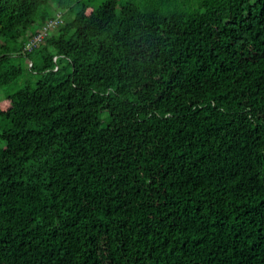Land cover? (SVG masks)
Returning <instances> with one entry per match:
<instances>
[{
    "label": "trees",
    "instance_id": "16d2710c",
    "mask_svg": "<svg viewBox=\"0 0 264 264\" xmlns=\"http://www.w3.org/2000/svg\"><path fill=\"white\" fill-rule=\"evenodd\" d=\"M0 0V264H264V0ZM61 13L39 47L25 43Z\"/></svg>",
    "mask_w": 264,
    "mask_h": 264
},
{
    "label": "rangeland",
    "instance_id": "374dc122",
    "mask_svg": "<svg viewBox=\"0 0 264 264\" xmlns=\"http://www.w3.org/2000/svg\"><path fill=\"white\" fill-rule=\"evenodd\" d=\"M101 2H102V0H92L90 3L93 6H97ZM55 10H56L55 1L54 0H48L47 5H44L38 9V13H41L43 11H46L48 13H52ZM0 45H2V42H0ZM15 64H18L22 67L23 75L21 76L20 79L10 83L7 86L0 88V101L2 99H4L6 96L15 93L17 90H19L20 88H22L26 84L34 86L35 81L37 80V77L30 72V68H29L30 66H29L27 60H20V61H17ZM1 124H2V121L0 120V125ZM3 145H4V143L0 140V147H2Z\"/></svg>",
    "mask_w": 264,
    "mask_h": 264
},
{
    "label": "built area",
    "instance_id": "2783aa9c",
    "mask_svg": "<svg viewBox=\"0 0 264 264\" xmlns=\"http://www.w3.org/2000/svg\"><path fill=\"white\" fill-rule=\"evenodd\" d=\"M60 23H62L61 13L57 12L54 18L44 23L40 31L25 43L24 50L31 51L39 47L50 31L55 29Z\"/></svg>",
    "mask_w": 264,
    "mask_h": 264
}]
</instances>
